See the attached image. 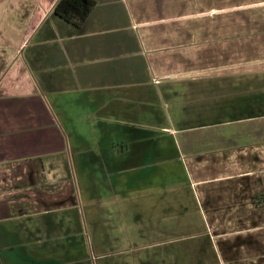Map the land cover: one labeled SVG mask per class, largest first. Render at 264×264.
Returning <instances> with one entry per match:
<instances>
[{
  "label": "crops",
  "instance_id": "crops-1",
  "mask_svg": "<svg viewBox=\"0 0 264 264\" xmlns=\"http://www.w3.org/2000/svg\"><path fill=\"white\" fill-rule=\"evenodd\" d=\"M57 1L0 0V252L30 256L24 242L37 223L14 222L76 204L70 140L97 137L91 118L124 112L132 88L150 97L141 117L151 110L159 134L136 133L151 127L122 117L116 130L102 126L95 160L122 201L138 193L126 203V215L137 204L148 224L138 238L202 225L196 238L213 240L221 264H264V0H95L78 25L54 13ZM56 96L73 125L60 121ZM232 126L235 135L216 131ZM179 164L196 206L180 218L161 197L168 187L155 183Z\"/></svg>",
  "mask_w": 264,
  "mask_h": 264
},
{
  "label": "rangeland",
  "instance_id": "rangeland-1",
  "mask_svg": "<svg viewBox=\"0 0 264 264\" xmlns=\"http://www.w3.org/2000/svg\"><path fill=\"white\" fill-rule=\"evenodd\" d=\"M127 61V58L123 60L125 63ZM135 62L136 71L142 73L143 68L139 66L142 64ZM124 90L131 93L127 98V101L131 103L126 104L124 112L94 114L90 123L91 130L97 137L91 140L88 135L86 144H77L74 139L70 140L69 164H66L65 173L71 175L74 181L76 204L47 215H35L33 222L27 225L19 226L21 221H15L12 226L19 229L31 228L37 223L35 225L37 227L31 231L33 235L29 234L24 242L25 247L30 249V256H22L19 247L12 251L4 248L0 252V264H221L213 240H209L207 236H203L202 239L196 238L201 234L202 225H195L194 228H191L192 225H183L176 230H168L162 234L159 241L138 238L140 230L146 228L148 224H139L136 215L137 204L135 211L126 215V203L131 205L132 202H138V193L131 191L130 194L135 197H132L130 201H122L121 186L119 185L117 191L112 192L110 177L97 169L102 167L100 163L96 167L95 160L96 156H101L103 150L101 139L102 129L105 128L102 126L116 130L124 117L131 127L137 124L151 127L147 131L136 133L150 137L159 134L153 125L154 121L159 120L155 119L151 110L141 117L142 113L150 108L148 106L150 97L149 100L146 97L143 98L141 89ZM50 100L53 101L54 110L58 111L60 121L73 125V111L61 104L59 96L50 97ZM154 101L155 108L165 112L167 106L164 101L159 98ZM62 109L64 112H61ZM66 117H69L71 121L66 122ZM216 131L235 135L238 129L232 126ZM134 132L135 129H131V133ZM206 132L210 134L212 130ZM121 138L120 134L110 140L113 143L112 149L115 147V152L122 148ZM136 172L138 173L137 170ZM133 173V171L130 172V182L137 177H133ZM174 174L168 176L163 172L161 176L155 178V183L168 187L169 193L165 190L161 197H164L166 202L172 203L171 206H175V210H168L172 211L169 213H176L180 218L184 213L188 214L196 210V206L189 192L190 188H184L187 186L186 182L183 186L180 184L182 180L186 181L182 165H178L175 177H173ZM115 185H118L117 181ZM178 187L186 190L182 189L178 193ZM161 200L163 206L169 205L165 204L162 198ZM185 207L189 210H185ZM145 220L147 222L149 219ZM156 243H159L158 247L153 248V244ZM140 246H146L148 249L142 251ZM154 253L159 254L154 256Z\"/></svg>",
  "mask_w": 264,
  "mask_h": 264
},
{
  "label": "trees",
  "instance_id": "trees-1",
  "mask_svg": "<svg viewBox=\"0 0 264 264\" xmlns=\"http://www.w3.org/2000/svg\"><path fill=\"white\" fill-rule=\"evenodd\" d=\"M95 4V0H82L80 4L71 0H58L53 11L66 21L78 25L80 19L87 16Z\"/></svg>",
  "mask_w": 264,
  "mask_h": 264
}]
</instances>
